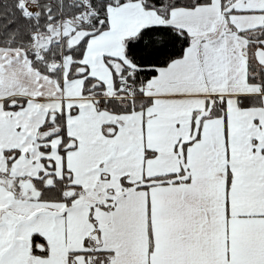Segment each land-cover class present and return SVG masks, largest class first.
<instances>
[{
  "label": "snow or ice",
  "instance_id": "obj_1",
  "mask_svg": "<svg viewBox=\"0 0 264 264\" xmlns=\"http://www.w3.org/2000/svg\"><path fill=\"white\" fill-rule=\"evenodd\" d=\"M0 264H264V0H0Z\"/></svg>",
  "mask_w": 264,
  "mask_h": 264
}]
</instances>
